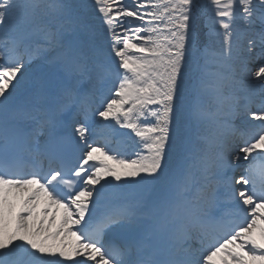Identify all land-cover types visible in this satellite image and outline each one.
<instances>
[{
    "label": "snow or ice",
    "instance_id": "1",
    "mask_svg": "<svg viewBox=\"0 0 264 264\" xmlns=\"http://www.w3.org/2000/svg\"><path fill=\"white\" fill-rule=\"evenodd\" d=\"M0 264H264V0H0Z\"/></svg>",
    "mask_w": 264,
    "mask_h": 264
}]
</instances>
